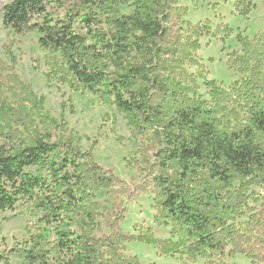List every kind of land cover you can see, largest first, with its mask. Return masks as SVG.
Wrapping results in <instances>:
<instances>
[{
  "label": "trees",
  "instance_id": "1",
  "mask_svg": "<svg viewBox=\"0 0 264 264\" xmlns=\"http://www.w3.org/2000/svg\"><path fill=\"white\" fill-rule=\"evenodd\" d=\"M181 1L216 7L211 0H11L4 6V29L38 36L48 79L112 105L134 133L150 134L158 147L143 160L142 183L131 189L91 151L83 152L80 137L63 122L45 116L43 132L35 126L31 137L19 136L14 128L29 117L8 104L0 76V128L8 130L0 144V211L23 204L39 214L38 232L0 250V264L11 258L22 264H140L125 255L132 243L178 256L182 264L198 258L223 264L239 255L264 263V32L236 36L240 49L227 55L226 67L237 79L227 88L209 84L207 102L186 66L197 65L194 54L210 22L179 23L187 13ZM67 2L87 12L55 18L48 11ZM241 7L242 15L254 9L250 0H239L235 9ZM77 19L84 32L76 29ZM9 78L41 107L28 86ZM250 186L263 190L260 210L246 203ZM147 188L155 201L153 223L170 227L167 239L154 238L151 228L125 232L119 204L109 209L96 197L106 192L131 200Z\"/></svg>",
  "mask_w": 264,
  "mask_h": 264
},
{
  "label": "rangeland",
  "instance_id": "2",
  "mask_svg": "<svg viewBox=\"0 0 264 264\" xmlns=\"http://www.w3.org/2000/svg\"><path fill=\"white\" fill-rule=\"evenodd\" d=\"M11 0H0V76L4 78L2 95L13 108H24L28 114L25 126L14 128L24 138L31 137L34 127L44 131L46 126L42 123L46 117L66 124V128L80 137V148L83 152L91 151L94 161L105 170L113 172L127 187L134 188L142 183L145 174V163L157 149V143L150 134L140 136L127 125L124 115L117 112L110 105L99 101L97 97L88 93L72 92L66 84H60L48 79V68L45 65L47 53L38 47L36 34L16 35L4 29L2 23L3 8ZM239 0H211L216 4L215 9L210 7L196 8L190 2L181 1L178 7H186L187 13L179 23L186 22L192 26L210 22V33L200 38V49L195 52L194 59L197 65H187L186 70L192 74L197 82L196 94L210 102L209 84L216 87L227 88L237 79V74L226 67L227 55L240 49L236 36L253 38L264 32V0H250L254 5L249 14L242 15L243 7L235 9ZM246 2V0H244ZM127 13L125 8L119 9ZM54 17L62 18L66 14L80 12L84 14L87 9L81 8L72 2L63 6L51 4L48 6ZM239 11V12H238ZM80 19L75 21V27L82 29ZM187 30L186 25H180ZM229 30V32H227ZM14 76L18 81L28 86L42 105L34 106L25 95L18 92L14 85H9ZM12 91H9V88ZM44 116V117H41ZM3 124L0 123V127ZM8 130L0 128V144L6 141ZM247 205L260 210L263 190L250 186L246 192ZM128 194L119 196L106 192L97 194V201L109 209L116 207L123 217L121 228L130 234H140L147 228L152 229L156 239L169 238L170 227H158L153 223L154 196L150 189L128 199ZM121 202V203H119ZM39 214L30 212L23 204L17 205L13 210L0 211V250L8 251L17 244L28 240L30 234L38 232L35 226ZM98 223L104 230L103 219ZM47 230V229H44ZM105 231V230H104ZM46 241L55 239L53 233L46 236ZM125 255L137 256L140 264H182L178 256H160L152 246L132 243L126 246ZM52 256L56 254L52 251ZM10 264H22L16 258L10 259ZM185 264H217L214 260L198 258L195 263ZM223 264H253L245 256L225 257ZM264 264V263H254Z\"/></svg>",
  "mask_w": 264,
  "mask_h": 264
}]
</instances>
